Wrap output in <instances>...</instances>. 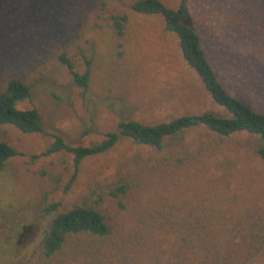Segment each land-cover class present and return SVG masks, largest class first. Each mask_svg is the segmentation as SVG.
I'll list each match as a JSON object with an SVG mask.
<instances>
[{
    "label": "rangeland",
    "instance_id": "obj_1",
    "mask_svg": "<svg viewBox=\"0 0 264 264\" xmlns=\"http://www.w3.org/2000/svg\"><path fill=\"white\" fill-rule=\"evenodd\" d=\"M131 1L0 0V88L11 78L27 86L29 98L16 109L35 110L44 132L0 126V140L20 154L0 170V264L88 263L76 255L74 242L42 257L41 239L52 217L117 178L130 185L124 210L109 199L98 207L115 241L133 230L132 209L177 205L201 194L210 195L204 209L220 213L227 225L246 209L264 217V160L255 155L258 140L248 135L219 141L202 128L189 129L165 139L159 150L120 139L83 159L75 173L71 155H41L50 135L70 147H89L120 121L153 125L215 110L181 61L175 37L159 17L130 14ZM158 1L172 9L179 3ZM185 6L186 22L225 92L264 113V0H186ZM111 12L128 17L120 38L101 19ZM59 56L76 74L87 71L84 92ZM155 242L128 264H163L165 257L154 256L168 252L169 241ZM225 247L237 262L234 244ZM101 254L98 264H116L106 249Z\"/></svg>",
    "mask_w": 264,
    "mask_h": 264
},
{
    "label": "trees",
    "instance_id": "obj_2",
    "mask_svg": "<svg viewBox=\"0 0 264 264\" xmlns=\"http://www.w3.org/2000/svg\"><path fill=\"white\" fill-rule=\"evenodd\" d=\"M185 3L186 0H179L176 8L172 9L163 6L158 0H132L128 11L132 15L160 18L163 30L176 39L181 61L215 110L182 115L169 122L153 125L120 121L114 131L104 134L98 143L89 147H70L59 136L50 135L52 142L41 153L42 156L58 152L71 155L75 173L83 159L109 151L120 139L159 150L165 139L189 129L202 128L219 141L233 135L256 138L259 145L255 155L259 160H264V113L254 111L225 92L205 57L197 34L186 22ZM98 5L100 8L105 7L102 2ZM101 19L114 36L122 37L128 20L126 14L111 12L104 14ZM58 60L65 66L73 83L84 92L87 71L78 75L63 56H59ZM28 98L27 86L12 78L8 79L0 88V126H10L23 134H44L35 110L16 109L17 104ZM18 156L20 154L17 151L0 140V170L6 161ZM180 162L181 158H178L176 163ZM74 173L64 190L70 187ZM129 187L127 181L117 178L99 188L95 187L91 191L93 198H87L52 217L40 242L42 257L49 258L74 242L77 243L74 252L77 256H85L88 259L86 264H98L97 257H103V249L116 264H128L130 258H141L147 252V242L153 240L164 243L168 240V252L154 256L157 260L165 257L163 264H264V217H252L251 210L246 209L238 212L237 218L228 220L227 225L221 222L220 213L204 209L210 198V195L205 194L177 205L160 204L132 209L133 230L125 240L115 241L113 229L105 224L98 207L105 199H109L119 210H124L122 201ZM53 208L54 205L49 207L50 210ZM228 243L234 244L241 254L237 262L225 247Z\"/></svg>",
    "mask_w": 264,
    "mask_h": 264
}]
</instances>
